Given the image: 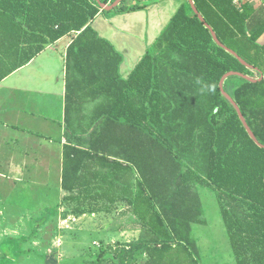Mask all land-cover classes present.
<instances>
[{"label": "trees", "instance_id": "1", "mask_svg": "<svg viewBox=\"0 0 264 264\" xmlns=\"http://www.w3.org/2000/svg\"><path fill=\"white\" fill-rule=\"evenodd\" d=\"M115 1L0 0V82L70 39L63 204L75 203L71 213L83 216L125 202L140 224L129 247L144 251L142 264H200L192 232L203 221L194 181L216 192L235 263L264 264V148L218 87L229 72L257 80L231 76L223 88L264 146V6L192 0L218 41L252 68L214 43L185 0L124 75L123 56L92 23L145 5L100 7ZM80 107L90 111L76 115L72 109Z\"/></svg>", "mask_w": 264, "mask_h": 264}, {"label": "crops", "instance_id": "2", "mask_svg": "<svg viewBox=\"0 0 264 264\" xmlns=\"http://www.w3.org/2000/svg\"><path fill=\"white\" fill-rule=\"evenodd\" d=\"M172 1L174 6L169 7ZM182 3L185 0H159L144 3L139 12L95 18L94 29L123 56L122 74L134 67ZM250 4L258 8L264 6V0H250ZM69 43L68 37L61 38L0 82V209L37 213L55 196L67 195L60 184L62 151L67 144L65 64ZM85 109L72 111L85 114ZM135 235L137 240L139 232Z\"/></svg>", "mask_w": 264, "mask_h": 264}, {"label": "rangeland", "instance_id": "3", "mask_svg": "<svg viewBox=\"0 0 264 264\" xmlns=\"http://www.w3.org/2000/svg\"><path fill=\"white\" fill-rule=\"evenodd\" d=\"M156 2L159 0L144 3ZM227 88L231 91L230 86ZM180 170L185 172L186 168ZM189 186L202 209L203 223L193 224L192 232L200 264H236L216 192L194 181ZM62 198L55 196L37 213L15 214L0 209V264H142L146 260L143 250L129 247L136 242L140 224L128 204L118 202L106 212L74 216L75 203L63 204ZM102 250L106 254L97 261Z\"/></svg>", "mask_w": 264, "mask_h": 264}, {"label": "water", "instance_id": "4", "mask_svg": "<svg viewBox=\"0 0 264 264\" xmlns=\"http://www.w3.org/2000/svg\"><path fill=\"white\" fill-rule=\"evenodd\" d=\"M95 1L98 2L99 0H95ZM122 1H123V0H116V1H115L113 4H111V5H104V4H101L100 7H101L102 10L110 11V10L114 9L116 6H118ZM133 1H149V0H133ZM187 2H188V4H189L191 10L193 11V13L198 17L199 21H200L201 23H203L204 26H205V28H207V29L209 30V32H210V34H211V36H212V39H213V41H214V43H215L217 46H219V47L225 49L226 51H228L229 53H231L234 57H236V59H237L242 65L246 66L247 68H252V67H250L249 65H247V64H246V63H245V62H244L239 56H237L234 52H232L231 50L226 49V48H225V47H224V46L218 41V39H217L215 33L213 32V30H212L207 24L204 23V19L199 15L197 9L195 8V5H194L193 1H192V0H187ZM231 76H237V77H240V78H242V79H245V80H248V81H253V82H255V81H257V80H253V79H251V78H249V77H247V76H245V75H243V74H240V73L229 72V73L225 74V75L220 79V81H219V86H218V87H219V90H220L221 94L224 96V98H226V100H227V101H228V102L234 107V109H235V111H236V113H237V115H238V118L240 119V121H241L243 127L246 129V132L248 133L249 137H250V138H251V139H252V140H253L258 146L264 148V146L260 145V144L257 142V140H256V138H255V136H254V134L252 133V131H251L250 128L248 127V125H247V123H246V121H245V119H244V117H243V115H242L240 109H239L238 106L236 105V103H235V102L233 101V99H232V98H231V97H230V96L224 91L223 83H224V81H225L228 77H231ZM261 79H262V76H261L258 80H261Z\"/></svg>", "mask_w": 264, "mask_h": 264}, {"label": "built area", "instance_id": "5", "mask_svg": "<svg viewBox=\"0 0 264 264\" xmlns=\"http://www.w3.org/2000/svg\"><path fill=\"white\" fill-rule=\"evenodd\" d=\"M233 4L238 5L241 0H231Z\"/></svg>", "mask_w": 264, "mask_h": 264}]
</instances>
